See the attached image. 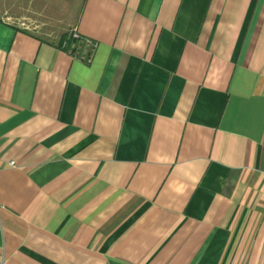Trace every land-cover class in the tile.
<instances>
[{"label": "crops", "instance_id": "0c3cea01", "mask_svg": "<svg viewBox=\"0 0 264 264\" xmlns=\"http://www.w3.org/2000/svg\"><path fill=\"white\" fill-rule=\"evenodd\" d=\"M38 2L0 0L3 264H264V0Z\"/></svg>", "mask_w": 264, "mask_h": 264}, {"label": "rangeland", "instance_id": "374dc122", "mask_svg": "<svg viewBox=\"0 0 264 264\" xmlns=\"http://www.w3.org/2000/svg\"><path fill=\"white\" fill-rule=\"evenodd\" d=\"M68 1L72 2L70 3V6L72 7L76 6V2H78V0H68ZM64 3L61 4L63 7L65 6ZM25 7L26 9L23 15L11 16L9 18L8 17L6 18H8L11 22L15 24L22 25V27H26L30 30L35 28V26H40L41 28H43L44 25H48V23H52V22L60 25L64 22V18H67L68 20V14H66L64 10L62 12H57V14H59V16L63 18H60L59 16H56V17L50 16V15L48 16L47 15L48 13L44 12V10H40V11L37 10V7L42 9L44 7V4L42 2L36 3V0H29V1L26 0ZM67 10L70 16H72L74 10H70V9H67Z\"/></svg>", "mask_w": 264, "mask_h": 264}, {"label": "built area", "instance_id": "2783aa9c", "mask_svg": "<svg viewBox=\"0 0 264 264\" xmlns=\"http://www.w3.org/2000/svg\"><path fill=\"white\" fill-rule=\"evenodd\" d=\"M66 36L67 38L61 43V48L68 51L74 59L89 63L98 44L89 38L81 36L76 28L71 29ZM68 41L72 42L69 47ZM0 264H3L2 258L0 259Z\"/></svg>", "mask_w": 264, "mask_h": 264}, {"label": "trees", "instance_id": "16d2710c", "mask_svg": "<svg viewBox=\"0 0 264 264\" xmlns=\"http://www.w3.org/2000/svg\"><path fill=\"white\" fill-rule=\"evenodd\" d=\"M65 38H66V35L62 37V40H61V42H60V45H61V43L64 41ZM67 43H68V47H69V46H71V43H72V42H71V41H68Z\"/></svg>", "mask_w": 264, "mask_h": 264}]
</instances>
